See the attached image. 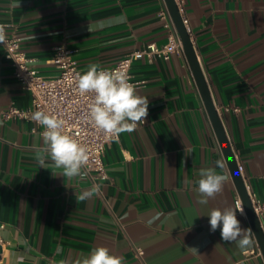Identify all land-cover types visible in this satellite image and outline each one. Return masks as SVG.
Masks as SVG:
<instances>
[{
	"label": "crops",
	"instance_id": "crops-1",
	"mask_svg": "<svg viewBox=\"0 0 264 264\" xmlns=\"http://www.w3.org/2000/svg\"><path fill=\"white\" fill-rule=\"evenodd\" d=\"M183 15L248 193L264 202V0H185ZM0 20L46 77L58 72V44L83 72L110 69L165 43L172 22L164 0H0ZM130 75L148 116L106 145L108 179L70 180L50 158L39 168L31 120L2 116L32 95L0 45V264H76L98 247L123 264H264L246 214L237 212L254 241L247 251L210 231L209 212L235 209L239 195L184 52L134 59ZM220 159L228 180L200 205L199 170ZM94 185L98 194L77 199Z\"/></svg>",
	"mask_w": 264,
	"mask_h": 264
},
{
	"label": "clouds",
	"instance_id": "clouds-1",
	"mask_svg": "<svg viewBox=\"0 0 264 264\" xmlns=\"http://www.w3.org/2000/svg\"><path fill=\"white\" fill-rule=\"evenodd\" d=\"M5 27L0 24V42L5 40ZM129 81L130 77L125 73L104 70L98 64H90L84 74L76 77L78 93L81 96L91 94L87 111L89 121L107 136L118 138L121 133H131L149 114L148 98L137 94L138 85ZM32 120L45 129L41 133L44 146L37 150L39 168L46 169V159L50 158L53 167L62 169L59 175L70 180L84 178L87 172L82 168L88 164V150L74 136L63 131L64 120L39 110L33 113ZM215 165L199 170L200 178L196 183L200 194L197 203L200 205H207L209 198L221 193L228 180L227 175L217 171L225 168L224 160L215 161ZM99 191L100 185H94L76 196L79 201H86ZM237 212L245 214L239 204L235 209H212L208 214L210 231L215 232L219 228L223 242H235L238 248L247 251L254 241L251 230L242 227ZM76 264H123V261L121 257L110 254L108 248L98 247Z\"/></svg>",
	"mask_w": 264,
	"mask_h": 264
},
{
	"label": "built area",
	"instance_id": "built-area-1",
	"mask_svg": "<svg viewBox=\"0 0 264 264\" xmlns=\"http://www.w3.org/2000/svg\"><path fill=\"white\" fill-rule=\"evenodd\" d=\"M175 2L182 14L184 23L187 25V19L183 15L185 0H175ZM0 24L6 26L5 40L0 42V45L11 62L13 74L32 95L30 107L23 109L10 105L2 111V116L5 119L20 117L31 120L34 123L32 130L40 134L45 129L32 120L34 112L39 110L63 119L65 122L63 131L74 136L88 150V164L82 168V171H86L95 179H108L109 174L103 161V155L106 145L117 138L105 135L89 121L87 111L91 102V94L81 96L76 89L77 75L85 72L78 68L72 50L65 44H58L54 47L51 62L58 72L54 76L46 77L34 66L33 59L22 50L20 37L7 32L8 23L0 20ZM167 26L169 31L165 43L161 45L155 42L148 43L142 49L134 50L121 58L112 68L102 69L121 71L130 77L129 82L137 85L138 82L134 81L130 75V67L134 59L142 57L149 60L169 59L174 53L183 52V44L173 22L168 23ZM249 197L255 213L260 219L264 216V202L250 192ZM237 204L242 206L240 198L236 200ZM2 227L4 224L0 223V228ZM0 244H3L1 237ZM137 252L138 254L143 253L140 248L137 249Z\"/></svg>",
	"mask_w": 264,
	"mask_h": 264
},
{
	"label": "water",
	"instance_id": "water-1",
	"mask_svg": "<svg viewBox=\"0 0 264 264\" xmlns=\"http://www.w3.org/2000/svg\"><path fill=\"white\" fill-rule=\"evenodd\" d=\"M166 8L183 44V52L186 56L194 81L199 90L205 109L216 134L220 149L228 166L229 172L238 191L244 212L248 218L257 244L264 258V230L261 221L256 215L244 179L239 169L235 153L228 139L223 122L212 97L207 79L198 59L193 41L175 0H164Z\"/></svg>",
	"mask_w": 264,
	"mask_h": 264
}]
</instances>
